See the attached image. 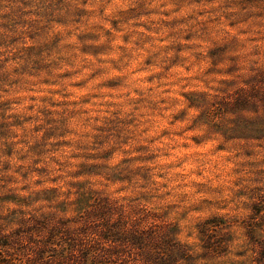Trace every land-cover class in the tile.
<instances>
[{
    "label": "rangeland",
    "instance_id": "374dc122",
    "mask_svg": "<svg viewBox=\"0 0 264 264\" xmlns=\"http://www.w3.org/2000/svg\"><path fill=\"white\" fill-rule=\"evenodd\" d=\"M263 94L264 0H0L1 228L75 234L79 192H95L146 220L108 264H165L173 240L193 258L175 264H258L264 136L234 125L264 118Z\"/></svg>",
    "mask_w": 264,
    "mask_h": 264
},
{
    "label": "trees",
    "instance_id": "16d2710c",
    "mask_svg": "<svg viewBox=\"0 0 264 264\" xmlns=\"http://www.w3.org/2000/svg\"><path fill=\"white\" fill-rule=\"evenodd\" d=\"M264 106V94L260 99ZM235 128L254 127L260 129L257 134L264 136V118L257 120L242 119L235 123ZM252 133V132H251ZM255 134V133H254ZM79 192L75 205L79 213L83 217L75 222L82 223L83 226L75 234L62 233L61 225L49 230L48 227L42 226H23L17 231L8 234L0 226V264H14L10 261V256L19 257L20 261L26 255L33 256L30 264H108L112 259L107 258L120 247L118 238L121 237L124 230L136 228L129 226L128 223H145L144 217L139 219H130L126 217L128 213L137 214L117 201L108 197H102L98 193ZM214 220H208L201 224L200 235L202 236L201 245L206 259H212L222 256L224 253V245L216 241L214 228L216 225ZM27 227V228H25ZM52 227V226H51ZM139 227V226H138ZM247 234L250 241L251 252L258 264H264V196L261 198L256 209L252 212L249 221L246 224ZM48 230V232H47ZM105 232V233H103ZM108 232V233H107ZM117 232V233H116ZM116 233V234H115ZM109 234V235H108ZM158 239L155 235H147L144 233L138 235H130V240L134 242ZM173 240V239H172ZM113 243L112 251L105 249L104 243ZM173 249H167L165 264H175L176 257L180 254L185 258L186 262H190L193 258L189 254L187 247L171 241ZM13 244V245H12ZM154 246V248H153ZM152 251L159 250L158 246L151 245ZM62 251H66L67 257ZM120 253V251H118ZM52 254L51 260H46L47 254ZM68 253V254H67ZM171 253V257L170 254ZM144 263L161 264L162 259H153L151 254L143 257ZM145 256V255H144ZM55 258V259H52ZM17 260V259H16ZM176 261V262H175Z\"/></svg>",
    "mask_w": 264,
    "mask_h": 264
}]
</instances>
